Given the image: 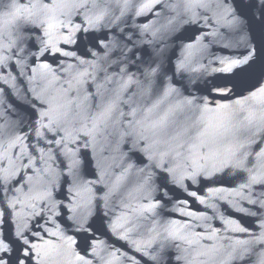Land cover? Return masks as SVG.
Returning a JSON list of instances; mask_svg holds the SVG:
<instances>
[{
	"label": "water",
	"instance_id": "95a60500",
	"mask_svg": "<svg viewBox=\"0 0 264 264\" xmlns=\"http://www.w3.org/2000/svg\"><path fill=\"white\" fill-rule=\"evenodd\" d=\"M0 264H264V0H0Z\"/></svg>",
	"mask_w": 264,
	"mask_h": 264
}]
</instances>
